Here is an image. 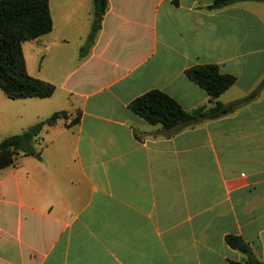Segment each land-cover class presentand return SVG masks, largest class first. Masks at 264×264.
Segmentation results:
<instances>
[{"label":"crops","instance_id":"0c3cea01","mask_svg":"<svg viewBox=\"0 0 264 264\" xmlns=\"http://www.w3.org/2000/svg\"><path fill=\"white\" fill-rule=\"evenodd\" d=\"M215 1L109 0L82 58L93 0H49L53 30L23 54L55 93L0 90L1 142L66 117L44 127L36 155L0 169V264H242L229 235L264 262V2ZM201 65L237 79L221 104L257 96L172 131L131 111L153 90L210 110L186 75Z\"/></svg>","mask_w":264,"mask_h":264},{"label":"trees","instance_id":"16d2710c","mask_svg":"<svg viewBox=\"0 0 264 264\" xmlns=\"http://www.w3.org/2000/svg\"><path fill=\"white\" fill-rule=\"evenodd\" d=\"M172 1L174 5L179 4V0ZM239 1L264 2V0H216L210 9H220ZM108 7L109 0H93L95 21L88 44L81 50L82 58L85 57L86 50L95 44ZM52 30L49 0H0V90L11 100L45 99L55 93L54 85L29 75L23 54L24 42L36 40L51 33ZM186 75L208 93L210 101L216 103L213 108L206 110L202 107L187 112L169 95L153 90L134 100L130 105L131 111L152 126H161L164 130L172 131L178 127L193 126L201 120L229 114L257 96L254 93L244 100L225 106L218 99L235 85L237 79L234 76L222 74L214 65L193 67L186 71ZM63 117H66L65 112L55 113L21 134L4 139L0 143V169L12 165L15 157L21 153L36 155L34 143L44 127L56 124ZM226 243L244 255L242 264H264L243 238L229 235L226 237Z\"/></svg>","mask_w":264,"mask_h":264},{"label":"rangeland","instance_id":"374dc122","mask_svg":"<svg viewBox=\"0 0 264 264\" xmlns=\"http://www.w3.org/2000/svg\"><path fill=\"white\" fill-rule=\"evenodd\" d=\"M0 93H1L2 95H4L1 91H0ZM3 97H4V96H3ZM5 97H6V96H5ZM4 99H6V98H4ZM1 138H2V137H0V143H1V140H2ZM256 256H257V258H258L259 260H261L260 257H259L257 254H256Z\"/></svg>","mask_w":264,"mask_h":264}]
</instances>
